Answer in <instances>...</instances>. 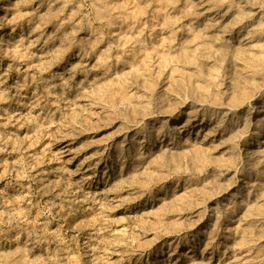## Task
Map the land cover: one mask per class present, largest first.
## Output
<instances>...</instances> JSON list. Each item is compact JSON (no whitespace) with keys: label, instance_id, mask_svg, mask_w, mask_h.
I'll list each match as a JSON object with an SVG mask.
<instances>
[{"label":"rangeland","instance_id":"1","mask_svg":"<svg viewBox=\"0 0 264 264\" xmlns=\"http://www.w3.org/2000/svg\"><path fill=\"white\" fill-rule=\"evenodd\" d=\"M0 264H264V0H0Z\"/></svg>","mask_w":264,"mask_h":264},{"label":"bare ground","instance_id":"2","mask_svg":"<svg viewBox=\"0 0 264 264\" xmlns=\"http://www.w3.org/2000/svg\"><path fill=\"white\" fill-rule=\"evenodd\" d=\"M232 112H233V111H232ZM235 113H236V112H235ZM235 116H236V115H235ZM237 116H238V115H237ZM169 143H170V142H169ZM169 143H168V144H169Z\"/></svg>","mask_w":264,"mask_h":264}]
</instances>
